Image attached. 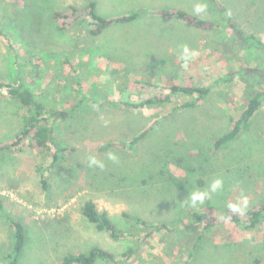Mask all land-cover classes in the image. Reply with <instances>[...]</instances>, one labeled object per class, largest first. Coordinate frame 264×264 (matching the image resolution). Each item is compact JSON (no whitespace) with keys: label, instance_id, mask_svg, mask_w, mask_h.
<instances>
[{"label":"rangeland","instance_id":"rangeland-1","mask_svg":"<svg viewBox=\"0 0 264 264\" xmlns=\"http://www.w3.org/2000/svg\"><path fill=\"white\" fill-rule=\"evenodd\" d=\"M87 1L0 0V80L19 78L14 48L30 50L43 75L26 84L48 108L69 112L53 123L58 143L67 149L55 166L48 154L27 147L0 159V264L9 263L15 242L7 214L25 227L18 264H62L67 255L96 247L115 255L133 249L134 255L95 264H264V224L247 229L223 218L232 213L247 219L264 205V103L238 138L214 146L249 99L264 91V51L237 39L226 25L228 14L245 34L264 40V0H222L228 14L200 0L208 8L199 16L197 0H91L105 18L181 10L214 23V29L149 15L97 37L80 25L59 30L54 15L82 10ZM182 45L199 53L187 67L178 58ZM77 74L88 79L85 90L96 103L74 112L81 98ZM174 86L207 87L210 93L182 108L197 96L173 93ZM149 99L163 101L138 109L98 105ZM24 118L23 106L1 92L0 143L20 134ZM108 152L118 160H109ZM92 156L104 162L103 170L89 167ZM217 178L223 188L190 206V193L210 191ZM241 195L248 199L246 211L231 212L227 204ZM90 200L124 237L111 238L83 216ZM139 221L169 230L150 235Z\"/></svg>","mask_w":264,"mask_h":264},{"label":"trees","instance_id":"trees-1","mask_svg":"<svg viewBox=\"0 0 264 264\" xmlns=\"http://www.w3.org/2000/svg\"><path fill=\"white\" fill-rule=\"evenodd\" d=\"M10 1L14 3L17 2V0ZM209 1L212 2L220 12L228 14L227 8L222 0ZM87 2V6L82 10L72 7L66 13H56L54 18L58 25V29L65 31L80 25L83 27V29H87L86 32L91 37H97L112 26L130 24L142 17L149 15H159L163 17L174 16L180 22L189 27L203 30H209L212 28L214 29V23L206 21L197 16L189 15L181 10H137L132 11L129 14L105 18L98 13L96 2L91 0H88ZM228 16L229 18L226 21V25L232 31V33H234L239 41L252 48H255L256 50L264 51V40L254 35L245 34L237 22L229 14ZM14 49L15 66L19 78L17 77V79L14 81L0 80V93L5 92L8 98L18 101L25 109V118L23 120V128L20 134L13 140L0 143V159L5 158L7 154L15 150L21 151L22 147H27L37 154H48L51 159V166H55L59 161L62 160L67 152V149L58 143L53 123L56 119L67 117L69 112L67 110L48 108L46 104L38 98L36 92L26 84V81L27 78L31 79V77L34 79L42 78V65L35 61L36 56L32 51L25 50L22 52L18 48ZM86 81H88L87 78H82L79 74H77L76 82L79 85V94L81 95V98L74 107V112H76L83 104H87L88 102L96 103L95 100L89 98L88 92L85 90L87 88ZM171 91L173 93L179 92L180 94L188 96H197L194 101L185 103L182 108L192 107L199 100L205 99L210 93V90L207 87L174 86L172 87ZM166 100H169V98H166ZM162 101L163 100L161 99H149L143 101L140 104H133L122 101L103 100L101 103H98V105L104 106L110 104L111 106H118L124 104L125 106L138 109L147 105L159 104L162 103ZM263 103L264 91L258 92L256 95L251 97L244 111L232 124L231 129L228 130L222 137L217 139L214 143V146L216 148H220L227 142L238 138V136L249 126L250 121L256 115ZM154 126L155 125L150 126L140 135L135 137L129 148H134L135 144L140 139L145 137L149 131L154 128ZM122 146L126 147L125 144L121 145V147ZM1 204L2 203L0 201V210L2 211L3 207ZM82 214L90 223L94 224L99 231H107L111 238L120 239L124 237L123 234L114 226L108 213L99 212L97 210L96 204L93 201L90 200L85 202L82 208ZM7 215L14 228L15 238L13 252L9 257L10 261L8 264H18L26 243L25 227L21 222L14 218L13 215ZM223 218L231 223L243 225L247 229H254L264 224V205L258 210L251 211L247 219L241 218L238 215L232 213H225ZM140 224L149 227L147 225L148 223L146 222H141ZM212 226V223L206 224L205 230L210 229ZM149 228L151 229L149 233L150 235L153 232L169 230L165 224H152V226ZM133 255V249H129L123 254L115 255L104 249L96 247L90 250L88 253L67 255L64 257L62 264H95L98 260H107L113 263H118L119 261L131 259Z\"/></svg>","mask_w":264,"mask_h":264},{"label":"clouds","instance_id":"clouds-1","mask_svg":"<svg viewBox=\"0 0 264 264\" xmlns=\"http://www.w3.org/2000/svg\"><path fill=\"white\" fill-rule=\"evenodd\" d=\"M208 5L206 2H197L194 4V14L199 16L201 13L207 11ZM199 53L196 50L190 49L187 45L181 46V51L178 53V58L182 61L184 67H187L188 63L193 60ZM107 157L109 160L116 162L118 157L113 152H108ZM98 167L101 170L105 168L103 161L98 160L95 156L89 158V167ZM223 179L217 178L210 184V191H194L190 193V206L195 207L197 204H203L205 199H210L212 193H216L223 188ZM248 205V199L246 196L241 195L237 198L236 202H229L227 204L228 209L233 213L243 214Z\"/></svg>","mask_w":264,"mask_h":264}]
</instances>
